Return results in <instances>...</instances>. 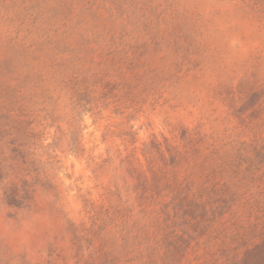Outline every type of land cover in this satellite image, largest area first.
<instances>
[{"label":"rangeland","instance_id":"obj_1","mask_svg":"<svg viewBox=\"0 0 264 264\" xmlns=\"http://www.w3.org/2000/svg\"><path fill=\"white\" fill-rule=\"evenodd\" d=\"M0 174V264H264V0H0Z\"/></svg>","mask_w":264,"mask_h":264},{"label":"trees","instance_id":"obj_2","mask_svg":"<svg viewBox=\"0 0 264 264\" xmlns=\"http://www.w3.org/2000/svg\"><path fill=\"white\" fill-rule=\"evenodd\" d=\"M152 146L154 148H159L160 141L154 138ZM12 151L14 152V154H16L19 157V159H17L15 162L10 164V167L16 168V169H20V170H25V171H28V172H36L37 173V169L38 168L35 167L36 163L34 161L27 160L26 158H24L22 151L19 150L18 147H14L12 149ZM35 185H39V186H42V187H44V185H45V183L38 177V174L34 178L33 181H28L27 179H23L22 180V184H21V189H23L24 193L27 194L30 190L33 189V187ZM17 189H18L17 184L16 183H12L10 185V191L6 192V197L11 203H16V204L19 203L18 202V198H16V196H15V192L17 191ZM242 264H246V263L243 262Z\"/></svg>","mask_w":264,"mask_h":264}]
</instances>
